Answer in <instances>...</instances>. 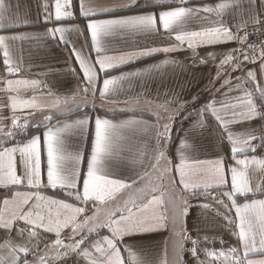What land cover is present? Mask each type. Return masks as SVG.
I'll return each mask as SVG.
<instances>
[{
	"label": "snow or ice",
	"instance_id": "snow-or-ice-1",
	"mask_svg": "<svg viewBox=\"0 0 264 264\" xmlns=\"http://www.w3.org/2000/svg\"><path fill=\"white\" fill-rule=\"evenodd\" d=\"M192 3L124 0L102 5L94 0H78L79 18L85 21L81 26L64 23L77 19L73 10L76 0H43L40 22L52 27L44 28L42 33L0 34V66L6 73H0V91L6 96L0 102V191L4 193L0 196V231L7 233L0 242V264H62L70 255L79 257L76 264H149L134 244L126 241L161 232L172 239V264H264V154L255 155L258 149H264V0H220L188 6ZM16 7L14 11L10 3L0 0V33L37 23L21 20ZM122 12L130 14H118ZM193 19L206 21L207 26L186 30V23ZM162 30L167 38L164 46L108 54L111 49L107 38L161 35ZM73 32L84 37L79 47L68 37ZM252 35L255 41H250ZM38 36L64 45L71 54L69 59L74 58L78 65L79 72L71 65L67 68L80 81L71 96L57 95L41 80L12 78L22 75L24 69L13 57L11 42ZM198 49L204 50L203 56ZM184 50L200 64L218 61L213 86L228 77L221 84V89H227L221 92V99L209 97L203 103L198 95H193L190 102L175 96L165 99L157 106L155 123L135 116L114 121L108 118V110L104 115L96 114L97 93L101 109L108 103L139 104L140 95L123 101L116 98L124 90V83L131 87L134 79L176 64L170 54ZM157 55L166 58L145 68L110 75L118 67ZM248 64L252 67H246ZM229 70L243 75L232 77ZM234 92L240 94L232 95ZM173 103L178 108L170 111ZM69 104L72 107H66ZM81 110L83 114L70 122L61 121L57 115ZM181 110L184 136L177 142L173 124ZM5 111L10 115L4 116ZM33 121L44 131L31 135ZM184 121L188 122L187 128L183 127ZM213 123L228 148L214 159L189 156V150L196 149L197 133L202 134ZM238 125L249 127L234 131ZM126 129L149 135L155 143L147 163L141 151V167L134 176L117 177L108 169L107 161L121 151ZM68 132L76 134L84 147L68 152L64 140ZM161 161L164 166L156 180L174 172L168 182L173 187L179 185L175 198L165 200L164 191L153 181L150 188H137L135 195L117 205L124 190L133 188L138 180L150 179L149 170L157 171ZM257 174L261 179L254 181ZM49 190L64 193V198L47 195ZM200 197L217 205L216 214L227 222L236 238L235 246L204 247L209 237L201 236L199 231L189 232L190 201ZM109 205L115 207L109 209ZM198 206L211 207L208 203ZM50 234L55 238L51 239ZM41 245L55 250V255L49 257L47 251L41 254ZM167 246L165 239L159 264H169ZM186 254L190 259H185Z\"/></svg>",
	"mask_w": 264,
	"mask_h": 264
},
{
	"label": "crops",
	"instance_id": "crops-1",
	"mask_svg": "<svg viewBox=\"0 0 264 264\" xmlns=\"http://www.w3.org/2000/svg\"><path fill=\"white\" fill-rule=\"evenodd\" d=\"M7 3H10L14 11H17L21 20L28 19L30 21H37L31 27L27 28H17L12 29L10 32L0 33L5 35H11L17 32H29V33H42L44 28L52 27L51 24H44L42 21L43 9L40 7L43 0H6ZM97 4L107 5L111 3H122L124 0H94ZM144 2V0H141ZM163 2V0H161ZM171 2V0H168ZM220 2V0H193V3L188 6H199L202 4H215ZM76 5L74 7V12L77 15L75 20H65L64 23L79 24L83 26L85 21L79 18L78 13V0H76ZM118 14H130L126 12ZM225 19H230L226 16ZM207 26L206 21L201 20H190L186 23V30H196L201 25ZM68 37L70 40L76 42V46L79 47L83 42L84 37L78 36L76 33H69ZM166 37L163 35V30L161 35H146V34H137V35H117L114 37L107 38V43L111 49L108 54L115 55L120 51H133L138 50L143 47H152V46H164L166 43ZM236 45H230L233 47ZM11 48L13 51L14 59L18 60L21 63L24 72L22 75L14 76L12 78H27V79H37L41 80L49 88L52 89L57 95L61 97L71 96L77 89V84L80 82L79 78L71 75L67 72L69 65L76 67L77 72H79V67L76 64L74 58L69 59L70 52L68 49L59 43L53 42L49 38H44L43 36H38L36 38H30L23 41L11 42ZM87 51V49H86ZM200 55H204L203 49H198ZM2 55V53H0ZM94 56L95 54L92 53ZM176 61V64L165 65L158 72L150 73L142 78H137L132 81L131 87L128 86V83H124V90L116 97L120 101L125 100L126 98L140 95L141 100L139 104L135 105H126L124 103L117 104H105L104 108L101 109L100 100L97 93V98L95 104L97 105L96 114L104 115L105 110L109 111L108 118L114 121L125 120L130 117L135 116L136 119L146 120L150 123H155L156 115L158 111L157 106L161 104L165 99H172L174 96L178 98L179 101H188L190 102L193 95L199 96V102L203 103L209 97H214L215 99H221V92L227 91V89H221V84H223L224 79H220L212 84L214 77L216 76V66L217 62L209 61L207 64H200L197 61L196 64H193L192 53L190 51L184 50L178 53L170 54ZM165 55H157L149 58L140 59L134 63H131L127 66H121L117 69L110 72V75H119L122 72H130L135 69L145 68L148 65L156 63L157 61L165 59ZM246 67H252L251 64L246 65ZM230 71L232 77L242 76L243 73ZM0 73H4V69L0 66ZM43 74V75H38ZM102 85V81H101ZM3 85L0 84V88ZM217 89H220V92H217ZM39 95V90L37 91ZM240 93L234 92L232 95H239ZM6 99L5 94L0 91V102H3ZM145 100L153 101V103H145ZM92 102L91 97H89V103ZM219 107V105H217ZM66 107H72L69 104ZM132 107L134 111H124V109ZM178 108V105L173 103L169 105L170 111H175ZM55 111V110H54ZM84 110L77 112L75 114L69 115H58V118L61 121L67 120L72 121L78 118V116L83 114ZM4 116H9L10 112L5 111ZM183 116V111L181 110L180 115L176 116L175 122L173 124V138L178 142V138L184 136V132L181 131V119ZM39 119V116L36 117ZM52 123H56V120H53ZM264 123V122H261ZM255 122H253V126ZM183 127H188V122H183ZM249 126L248 125H238L234 128V131H245ZM44 131L42 125H37L33 121L30 134L36 135ZM124 139L121 141V151L114 155L109 161H107L108 169L117 177H128L134 176L135 172L141 167L139 161L141 159L140 153L144 152V162L147 163L148 156L151 154L152 147L155 143L154 139L145 135L137 130L126 129L122 133ZM65 146L68 152H74L78 148H83L84 145L78 138V136L72 132H68L64 136ZM189 143H192V140H189ZM196 149L193 152L189 150L187 153L189 156L196 155L200 159H214L216 154H223L224 151L228 148V143L226 140L221 139L220 130L215 127L214 123L211 128L205 130L202 134L197 133ZM226 144V148L224 147ZM10 146V145H7ZM90 148V144L88 145ZM253 153H249L252 155ZM264 154V149H258L255 155L260 156ZM136 161L135 165L133 162ZM178 162V161H177ZM164 162L161 161L160 168L157 171L151 172V178L145 179L144 181H137L136 185L131 189L124 190L122 197L117 201V205H122L123 200L128 199L129 196L136 194V189L140 187L152 186L154 181L156 186L161 188L164 191V199L172 200L174 199V193L178 192L179 185L175 187L168 182L169 176H174L175 173H169L164 176L162 180H156L159 172L162 171ZM177 180L178 176L175 177ZM254 181L261 179L259 174L254 175ZM82 190V186H81ZM47 195H55L56 198L63 199L64 193L59 192L58 190H49ZM4 195V193H3ZM2 195V196H3ZM156 195H160V192H157ZM150 198V197H149ZM260 198V197H253ZM71 202V201H70ZM208 203L211 205L208 209H203L198 205ZM192 207L189 210V215L187 217V228L189 232L195 233L200 232L201 236H208L209 239L207 243L204 244V247H213L215 249H220L221 247L227 248L230 246H235L236 238L231 235V232L228 230L227 222L216 214L217 205L212 200H205L203 197L199 199H193L190 201ZM115 207V205H109V209ZM223 212V209H219ZM4 233L3 238L0 242H3L7 233ZM102 234H106L105 230H101ZM51 239H54V234H50ZM168 240V261L169 264H172L174 260L173 254V245L172 239L169 237L167 232H161L157 234H148L135 238L131 242L135 246V250L138 254L149 262V264H159L160 256L162 254L163 241ZM50 243V240L46 241ZM68 242L67 240L65 241ZM190 247V245H189ZM45 251L48 252L49 257L55 255V250L44 249V246H40V253L43 254ZM32 257H29L31 259ZM250 258H259V256H251ZM185 259H190L186 254ZM201 259H204L203 254L201 253ZM79 260V257L68 256L63 260L62 264H76V261ZM53 264H61L60 261H54ZM219 264V262H217Z\"/></svg>",
	"mask_w": 264,
	"mask_h": 264
},
{
	"label": "built area",
	"instance_id": "built-area-1",
	"mask_svg": "<svg viewBox=\"0 0 264 264\" xmlns=\"http://www.w3.org/2000/svg\"><path fill=\"white\" fill-rule=\"evenodd\" d=\"M249 31L251 32V29H249ZM255 39H256L255 35L250 36V41H255ZM192 63L196 64L197 60H193Z\"/></svg>",
	"mask_w": 264,
	"mask_h": 264
},
{
	"label": "trees",
	"instance_id": "trees-1",
	"mask_svg": "<svg viewBox=\"0 0 264 264\" xmlns=\"http://www.w3.org/2000/svg\"><path fill=\"white\" fill-rule=\"evenodd\" d=\"M224 147L226 148V144H224ZM2 195H3V192L0 191V196H2ZM3 236H4V233L2 231H0V240L3 238Z\"/></svg>",
	"mask_w": 264,
	"mask_h": 264
}]
</instances>
